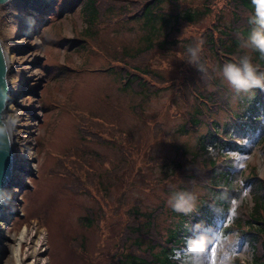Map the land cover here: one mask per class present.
<instances>
[{
	"label": "rangeland",
	"instance_id": "1",
	"mask_svg": "<svg viewBox=\"0 0 264 264\" xmlns=\"http://www.w3.org/2000/svg\"><path fill=\"white\" fill-rule=\"evenodd\" d=\"M11 1L0 4V45L5 59L15 70L6 72L11 101L1 118L12 123V140L15 141L12 148L16 154L13 162L20 168L12 172L16 185H11L5 192L10 199L4 197L1 201L4 219L0 221V264H7L11 254L3 250L16 244L23 226L29 230L27 237L38 231L43 236L41 248V241L35 248L41 252L40 259H46V264H86L81 257L83 253L93 252L97 243L99 249L101 245V235L96 234L95 226L85 228L82 224L89 207L101 211H95L96 217L103 216L99 233L104 234L109 224L106 234L110 237L115 232V240L120 242L122 236L130 234V229L144 219L133 215L132 209L146 212L162 203V211H156L152 219V229L142 232L143 240L159 243L165 237L164 227L171 221L166 212L171 207L170 191L174 188L162 173L171 168H162L160 164L175 159V163L182 165L181 169L174 168L179 178L196 168L197 162L202 166L209 163L198 156L196 165L188 152L195 150V139L205 130L209 131V125L216 122L217 129L222 131L228 109L238 115L242 110L238 96L245 95V90L232 85L223 72L215 74L231 91L228 97L224 93L222 99L214 100L222 102L226 109L223 106L224 109L211 114L212 120H207V113L202 114L200 125L195 127L184 114L191 111V106L201 105L203 98L197 97L202 95L201 92L211 90V86L205 83L207 71L203 66L200 75L196 72L199 77L192 86L187 79L193 73L190 70L187 74L184 64H188L190 55L199 58V52L202 53L200 45H194L188 53L183 51L180 54L184 46L177 51L180 46L177 43L170 46L177 51L176 54L152 48L149 52L128 57L123 55L122 48L135 47L141 33L139 21L128 19L131 14L140 12L138 6L131 10V14L120 15L119 20V14L109 19L101 15L98 19L91 18L90 26H87L77 2L69 5L70 0H51L47 4L43 0H13V7L7 8ZM131 1L132 4L142 3ZM224 1L218 0L217 6ZM111 2L95 0L94 7L100 13L106 6L109 8ZM202 2L188 0L187 3L195 8ZM26 9L35 10L47 18L38 20L30 28L21 45L5 42L4 36L13 40L22 36L19 32L21 23L15 17L19 10L25 13ZM218 16L216 14V20ZM222 17H226L224 12ZM214 21L208 16L196 27H183L176 39L186 38L190 32L198 33L199 28ZM82 34L86 37L85 54L80 56L73 48L83 43L78 40L83 39ZM34 40L39 44H33ZM104 44L118 45L116 54L113 56ZM211 58L208 56L205 62L209 64ZM141 70L149 71L150 75ZM151 70L162 79L155 77ZM129 76V86H124V77ZM199 88L204 90L197 91ZM234 88L239 91L237 95L233 93ZM261 117L264 123V115ZM184 123L189 129L179 134L178 129ZM257 142L258 139L248 136L243 138L241 152L227 154L232 158L230 172L238 173L237 185L250 168L258 173L259 178L264 177V150ZM179 145L189 149L182 151V155H187L190 162L183 161L176 148ZM208 151L214 154L211 149ZM210 159L221 171L228 169L219 163L223 158L215 155ZM61 160L66 165L65 172L59 168L63 164ZM209 167L206 164L203 168L204 175ZM194 186L196 191L201 190L199 185ZM186 191L189 192V188ZM247 192V188L243 189L236 201L242 200L245 205L235 212L234 203H230L222 218L216 216L218 218L211 220L209 226L199 229L185 249L173 251L175 259L179 257L190 264H241L249 261V250L244 248L235 230L228 229L233 213L250 208ZM189 202L194 208L195 202ZM79 234L82 236H77ZM35 235L30 237L31 241ZM73 237L84 239L83 252L76 253L75 242L70 240ZM20 246V253H23L26 245L22 242ZM143 255L145 261L150 259L148 254ZM95 258L89 264L110 262L109 259L105 263L96 255Z\"/></svg>",
	"mask_w": 264,
	"mask_h": 264
},
{
	"label": "trees",
	"instance_id": "2",
	"mask_svg": "<svg viewBox=\"0 0 264 264\" xmlns=\"http://www.w3.org/2000/svg\"><path fill=\"white\" fill-rule=\"evenodd\" d=\"M138 1H142V3L138 5L132 4L131 0H112L109 8L106 6L100 13L94 7L95 0H70L68 4L78 3L80 15H82L84 22L88 23L87 26H90L89 21L91 18L98 19L101 15H106L105 18L109 19L111 18L110 16L116 18L113 15L119 14L117 16V20H119L120 15L127 12L131 14L138 6L141 14H137L131 19L139 21L141 33L138 37L137 45H134L135 47L129 49L122 48L123 55H127L128 57H132L140 52H149L152 48H158L162 52L170 50L176 54L177 51H180L181 45L184 46V49H182L180 54L183 51L188 53V50L194 49V45H200L202 53L199 52V58L197 56L191 58L190 55L188 64H184V67L187 68L186 73L189 74L190 70L193 73V75L189 74V79L187 80L194 86L195 81L199 77L196 72L200 75V67L203 66L207 71V74H205L207 81L205 83L211 86V90L201 92L200 94L202 95L197 97L199 99L203 98L201 105L191 106V111L184 114L188 122L193 126L198 127L200 125V116L202 114L207 113L209 116L207 120H212L210 119L211 114L225 108L222 102L219 103L214 100L222 99L224 93L228 97L231 91L225 85L223 86L221 77L215 74H220V72L225 74V70L229 65H235L243 69L244 63L247 62L254 70L256 78L264 83V54L256 48L252 40L253 35L256 33L264 36V25L258 23L253 0H225L219 6H217L218 0H202V4L195 8L188 6V0ZM113 4H118L119 6L116 7ZM215 12L219 15L217 20ZM223 12L226 14V17L220 18ZM208 16L215 20L209 26L199 28L198 33L190 32V35L186 38L176 39L181 28L187 26L196 27ZM218 22L220 29H218ZM78 40L83 43L78 44L73 49L79 52L80 56H83L85 54L84 42L86 41V37H83V39L78 38ZM177 43L180 46L175 52L170 46ZM104 45L110 49L113 56L116 54L118 45ZM208 56L212 57L209 64L205 62ZM148 72L145 71L143 74L150 75ZM151 72L155 77L157 76V78L162 79L161 75L154 73L152 70ZM123 73L120 74L121 77L124 76ZM124 79V86H129L128 81L131 79L130 76L128 78L124 77ZM201 90L204 89L199 88L197 91ZM244 90L245 95L239 94L238 96V105L242 107L238 115H235L228 109V116L227 114L225 115L226 120L222 123V131L217 129L216 122L213 126L209 125V131L205 130L202 136L195 139V150L188 152V155L195 161V164L198 161L196 160L198 156L209 160V163L203 164L204 167L206 164L210 166L206 174L207 176L204 175V167L200 162H197L200 168L195 166L196 168L183 173L181 177L178 176L179 178H177L174 168L181 169L182 165L175 163V159L166 163L163 161L160 164L162 168H171L166 173H162L165 174L169 183L173 184L174 187L170 191L172 194V197H170L172 204L166 212L171 221L169 225L164 227L163 232H166L164 234L165 237H162L159 243L151 240L145 241L142 238V232L152 229L154 224L152 219L156 211H162V203L151 211L138 212L136 208L132 209L131 213L133 215L138 217L143 216L144 219L130 229V234L122 236L120 238L122 240H119L120 242L115 240V232L110 237L108 236L109 234H106L108 227H110L109 224L106 225L104 234L99 233L101 229L99 223L103 219V216H95L96 210L98 213L101 212L97 206H95L96 210L89 207L86 209L87 214L82 218V224L85 228L91 226L93 228L95 226L96 234L101 235V245L99 249V243H97L93 252L87 251L83 253L81 257L84 258L86 264H89L91 260H96L95 255L102 257L105 263L110 259L109 264H190L189 261L185 262L180 258L175 259L173 251L175 249H185L199 229L209 226L211 220H214L216 216L222 218L221 216L228 211L230 203L235 202L234 206L235 208L237 207V210L242 205H245L242 203V200L239 203L236 202L240 198V192L245 188L248 189L247 195L251 204L250 208L245 212L239 210V213H233L231 215L233 218L228 229H231V231L235 230V234L241 239L244 248L250 252L249 261L242 262L241 264H264V177L259 178L257 176L258 173L253 171V168H250L247 174L242 177L239 184H235L238 173L230 172L232 158L227 156L229 152L232 154L241 152L243 138H247L248 136L253 137L255 140L258 139L260 146L264 150V123L263 120H260L261 115H264V105L262 104L264 100V87L254 86ZM233 93L237 95L239 91L234 88ZM224 100L226 101L225 98ZM205 117L207 116L205 115ZM234 119H238L243 123H236ZM187 129L189 128L187 127ZM187 129L184 123L180 125L178 132L181 134ZM218 131L227 136L229 140L238 142V144H232L227 141L220 142L214 135V132ZM176 148L180 155L184 154L182 151L189 150L183 145H179ZM209 149L214 154H210ZM221 151H224L226 155L221 154ZM215 155L219 156L220 159L223 158V160H219V163H222L225 167L227 166L228 169L226 171H221L210 159L214 158ZM182 159L185 162L191 161L187 155H182ZM61 161L63 164L59 168L65 172L64 168H66V165L64 164V160ZM194 184L199 185L201 190L196 191ZM187 188H189V192L186 191ZM176 195L179 196V199L176 198ZM181 200L186 202L184 205V209L186 210L184 211L177 210L176 208L177 203ZM189 200L195 202L194 208ZM129 213L130 211H128L130 217ZM225 229V231H228L226 226ZM154 234L158 235L156 232ZM77 236L82 235L79 234ZM70 240L75 242L73 246L76 248L77 254L80 253L78 251L85 250L83 238L76 239L73 237ZM104 244L110 245L105 246ZM143 254H148L150 259L145 261ZM234 264L239 263L235 262Z\"/></svg>",
	"mask_w": 264,
	"mask_h": 264
},
{
	"label": "bare ground",
	"instance_id": "3",
	"mask_svg": "<svg viewBox=\"0 0 264 264\" xmlns=\"http://www.w3.org/2000/svg\"><path fill=\"white\" fill-rule=\"evenodd\" d=\"M51 0H43V2L49 3ZM12 4L10 3V5L7 6V8H10L11 6L13 7V0L11 1ZM24 12L22 11H18L19 13L16 14L18 19V22H20L21 24L19 25V32L22 33V36L20 38H16V40H13V38L11 37H3V39L5 40V42L8 43H16V44H20L23 42V39L27 37V35L29 34V30L31 27H33L35 25V23L38 22V20L40 21L41 19L47 18L46 15H39V12H36L35 10H24ZM17 13V12H16ZM14 15V13H13ZM17 22V21H16ZM33 44H39V42L37 40H34V42H32ZM21 45V44H20ZM20 47V46H19ZM6 60V61H5ZM4 63H5V67H6V72L10 71L12 69V67H10V61L8 59L4 58ZM13 71H15L14 69H12ZM7 72V73H8ZM13 94V93H12ZM3 125L5 126V129H7V133L9 136V140L11 141V149L10 151L12 152V156L15 154V151H13V144H15V141L12 140V133H11V127H12V123L9 121H4L2 120ZM13 147V148H12ZM16 155V154H15ZM26 164V163H25ZM10 208H12V205L9 206ZM8 207V208H9ZM14 207V206H13ZM0 211H2L0 209ZM36 230V229H35ZM28 229L26 227H22L20 229L19 232V236L18 238L15 240L16 244L11 245L9 248H5L3 251L6 252H10V258L8 259L7 264H46L47 261L46 259L44 261H42V259H40V251H37V248H35L36 246H38V243L41 241L39 248H41L42 243L44 242L43 239L41 240V235H39V231L36 232L35 234H31V236L35 235L34 239H32V241L30 240L31 236L27 237L28 234ZM41 233V231H40ZM2 232H0V238L2 237ZM24 242V244L26 245V250L23 253H20L21 249H20V244ZM2 248H0V252H2L1 250ZM44 249V248H43Z\"/></svg>",
	"mask_w": 264,
	"mask_h": 264
},
{
	"label": "water",
	"instance_id": "4",
	"mask_svg": "<svg viewBox=\"0 0 264 264\" xmlns=\"http://www.w3.org/2000/svg\"><path fill=\"white\" fill-rule=\"evenodd\" d=\"M8 1L10 0H0V4ZM39 4L42 5V3ZM5 57L2 46L0 45V207H3L1 206V201H4V197H6V200L10 199V195L5 194L7 189L10 188L11 185H16L12 172L18 167L20 168L18 163L16 164L13 162L14 155L12 156V152L10 151L11 141L9 140L7 129H5L1 118L4 111L7 109V104L11 101V96L8 95L9 87L6 80ZM2 216L3 213L0 211V221L4 219Z\"/></svg>",
	"mask_w": 264,
	"mask_h": 264
},
{
	"label": "clouds",
	"instance_id": "5",
	"mask_svg": "<svg viewBox=\"0 0 264 264\" xmlns=\"http://www.w3.org/2000/svg\"><path fill=\"white\" fill-rule=\"evenodd\" d=\"M256 9V16L258 23L264 25V0H253ZM253 44L257 49L264 54V36H260L258 33L253 35ZM225 75L229 81L235 85L238 89H248L251 87H264V83L254 75L252 67L245 62L243 69L236 67L235 65H229L225 70ZM185 201L181 200L177 203V210H184Z\"/></svg>",
	"mask_w": 264,
	"mask_h": 264
},
{
	"label": "built area",
	"instance_id": "6",
	"mask_svg": "<svg viewBox=\"0 0 264 264\" xmlns=\"http://www.w3.org/2000/svg\"><path fill=\"white\" fill-rule=\"evenodd\" d=\"M1 117H3V115Z\"/></svg>",
	"mask_w": 264,
	"mask_h": 264
},
{
	"label": "snow or ice",
	"instance_id": "7",
	"mask_svg": "<svg viewBox=\"0 0 264 264\" xmlns=\"http://www.w3.org/2000/svg\"><path fill=\"white\" fill-rule=\"evenodd\" d=\"M235 203V202H234Z\"/></svg>",
	"mask_w": 264,
	"mask_h": 264
}]
</instances>
